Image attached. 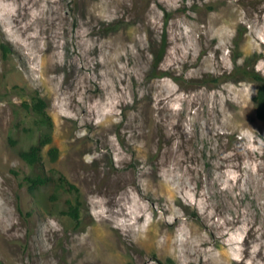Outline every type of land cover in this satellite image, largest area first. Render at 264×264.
I'll return each mask as SVG.
<instances>
[{"label": "rangeland", "instance_id": "obj_1", "mask_svg": "<svg viewBox=\"0 0 264 264\" xmlns=\"http://www.w3.org/2000/svg\"><path fill=\"white\" fill-rule=\"evenodd\" d=\"M253 73L264 0H0V264H264ZM35 97L79 226L28 189Z\"/></svg>", "mask_w": 264, "mask_h": 264}, {"label": "trees", "instance_id": "obj_2", "mask_svg": "<svg viewBox=\"0 0 264 264\" xmlns=\"http://www.w3.org/2000/svg\"><path fill=\"white\" fill-rule=\"evenodd\" d=\"M250 78L257 84V92L254 96L256 104V116L259 120L264 121V76L253 73ZM28 108L27 104H25ZM47 102L41 97H35L31 104V111L37 117L35 125L30 126L25 122L16 124L17 133L21 139L27 140L28 146L25 149H19V156L27 163L31 173L27 177L28 189L31 194L37 196L46 207L53 205L62 215L68 216L75 222L76 226L80 225L81 204L76 198L75 201L67 193H77V187L68 182L63 176L56 177L51 172L46 173L42 164V149L51 141L52 120L47 115ZM21 127V129H20ZM22 132V133H21ZM39 137L35 140V134ZM50 155L56 159L58 155L57 148H51ZM48 188V189H47ZM168 264H176L169 260Z\"/></svg>", "mask_w": 264, "mask_h": 264}]
</instances>
